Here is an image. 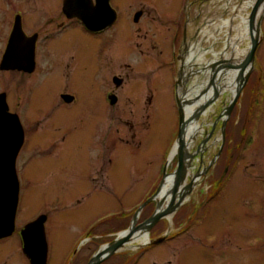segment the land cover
<instances>
[{"label": "rangeland", "instance_id": "374dc122", "mask_svg": "<svg viewBox=\"0 0 264 264\" xmlns=\"http://www.w3.org/2000/svg\"><path fill=\"white\" fill-rule=\"evenodd\" d=\"M128 1L120 0L122 15L126 14ZM186 1L191 9L190 30L194 31L198 25L203 31L213 32L214 26L220 25L222 19L232 17L231 7L251 0ZM198 1H202L203 14L197 23ZM176 2L159 0V11L172 12ZM247 14L250 16L251 9L247 10ZM239 21L237 18L235 24ZM148 34L151 46L154 33L150 31ZM219 37L205 36L203 43L206 47L214 45L216 52H220L225 48L227 35ZM260 39L253 68L249 70L248 80L227 120L224 136L222 122L219 121L213 137L209 139L211 141L203 144L204 148L192 162L191 175H195L201 167L208 169L197 183L195 192H198V197L204 196L212 183L215 188L210 190L205 205L187 203L170 220L158 222L149 233L150 240L166 229L170 230L174 239L163 245L149 243L143 247L134 254L138 264H264V13ZM60 40L62 43L59 46L68 55L63 66L66 73L62 76L57 69H53L47 74L27 77L29 117L45 109L59 88L69 87L71 91H77L78 102L66 112L82 113L85 122L74 132V143L65 153L67 158L59 161L55 170L51 161L56 157L50 158L48 164L43 163V167L37 161L40 159L35 158L32 175L41 177L43 182L38 201L47 200L46 195L53 197L56 193L61 194L60 198L70 197L67 189L77 187L79 177H86L85 168L95 159V151L103 147L106 151L103 170L107 181L102 190L89 188L83 205H55L50 208L55 220L46 228L50 264H67L80 256L84 248L81 250L82 244L77 245L78 241L88 236L87 231L96 226L97 221H104L106 217L108 223L117 215L131 217L156 194L180 127L177 96L181 95L179 90L182 89L178 86L179 64L173 62V66L166 64L162 67L156 60L154 72L149 76L154 79L155 98L147 121L148 132L142 130L144 120L141 117L119 120L109 110L107 114L105 112L102 88L105 83L99 71V43L77 29ZM178 48L179 44L176 53ZM191 83L189 79L187 85ZM231 97L229 92L222 93L209 114L199 120L202 129L190 153L196 152L202 140L207 139L210 124L228 105ZM53 113L50 116L58 119L60 113ZM45 128L48 129L36 134L35 142L39 140V135L50 136V126ZM170 163L169 173L174 170L176 161ZM55 174L59 178L54 180ZM155 209L156 206L149 202L141 212L140 221L150 217ZM101 213L103 219L98 217ZM24 216L30 218L33 213L28 212ZM187 223L190 227L179 234L180 228ZM88 224L90 226H86ZM51 256L54 257L52 261ZM119 260L120 257L114 254L99 264H116Z\"/></svg>", "mask_w": 264, "mask_h": 264}, {"label": "flooded vegetation", "instance_id": "af4514ba", "mask_svg": "<svg viewBox=\"0 0 264 264\" xmlns=\"http://www.w3.org/2000/svg\"><path fill=\"white\" fill-rule=\"evenodd\" d=\"M175 1L177 2L172 12L166 10L160 12L159 0H129L125 6L126 14L122 15L123 5L120 0H110L114 15L107 18V22L99 29L90 30L74 15L80 11L79 8L85 6L89 8L88 12H95L97 0H74L71 5L69 4L71 7L68 9L65 8L66 0H0V98L5 100L8 112L18 117L24 133L23 144L14 161V168L6 173L0 170V173H3L0 174V178L7 175L10 181L7 186L10 197H6L9 210L5 211V214H11V209L15 207L14 231L11 236L0 239V264H32L25 249L26 241L22 230L45 216L46 231L47 226L53 225L55 221L50 208L55 205V207L68 204L83 205V200L89 195L88 189L102 190L107 181V175L103 170V165L106 163V151L103 147L95 151V159L85 168L86 177H79L80 182L77 187L67 189L70 197L60 198L61 194L56 193L53 197L46 195L47 200L38 201L43 182L40 181L41 177L32 175L35 158L40 159L37 161H40V166L43 167V163L48 164L50 158L56 157L51 161L55 170L59 161L66 160L65 153H68L75 140L74 132L82 127L85 116L78 111L74 114L66 112L67 108L77 104L78 97L77 91L62 87L45 109H40L34 116L29 117L31 115L28 109L30 102L26 87L27 77L33 74H47L53 69H57L58 74L65 75L63 66L68 55L59 46V43H62L60 38L77 29L88 35L92 41L99 43V71L105 83L102 88L106 114L109 110L110 114L119 120L141 117L144 120L142 130L148 132L147 121L155 98L154 79L149 76L154 72L156 60L162 67L179 64L180 73L181 65L187 60L190 51L198 52L197 55L204 54L205 57L213 55L212 47H206L203 43L204 37L201 36L203 30L200 26L197 25L194 31L188 26L191 9L187 1ZM198 3V17L195 20L197 23L203 14L202 1ZM72 4L75 7L73 9ZM28 7L34 9L29 10ZM150 31L154 33L151 46L148 42ZM178 44L179 50L176 53ZM5 56H7V64L3 67ZM31 56H33L34 70L28 72ZM52 113H60L58 119L50 116ZM48 125L50 136L39 135V140L35 142L36 134L48 129L45 128ZM200 144L203 145V140ZM60 170L65 169L60 168ZM56 178H59L57 174L53 176L54 180ZM214 188L215 185L212 183L208 192L201 197H198V192L194 191L183 205L193 202L196 205H205L210 190ZM152 203L155 205V202ZM28 212H32L33 216L25 217L24 214ZM135 213L125 218L117 215L108 223L106 217L104 221H97L96 226H91V230L87 231L88 236L78 241L77 245L82 244L81 250L84 248V252L67 264H89L103 246L116 239L120 230L130 227ZM101 216L102 213L98 217L103 219ZM140 216L141 213L137 225L149 218L148 216L140 221ZM166 225L170 227L167 222ZM188 227H190L188 223L181 227L179 234L184 233ZM169 231L166 229L155 236V239L166 238L154 245L173 241L174 238H171ZM143 247L134 249L126 247L115 253L120 257L116 264H138L134 254ZM42 252L43 249L37 251L39 254ZM52 259L53 256L51 261ZM50 263L47 243L46 264ZM154 264L159 263L154 262Z\"/></svg>", "mask_w": 264, "mask_h": 264}, {"label": "water", "instance_id": "95a60500", "mask_svg": "<svg viewBox=\"0 0 264 264\" xmlns=\"http://www.w3.org/2000/svg\"><path fill=\"white\" fill-rule=\"evenodd\" d=\"M74 0H66L65 8L68 9L73 3ZM98 5L96 6L95 12H88L87 6L79 8L80 11L76 12L74 16L80 18L83 23L89 28L90 30H97L103 24L107 22V18H110L114 15L113 10L110 6V0H97ZM264 3V0H257L254 7L251 10L250 14V26L253 28L256 18L257 12L259 7ZM70 4V5H69ZM73 7L72 4V9ZM114 17V16H113ZM114 20V18H113ZM111 19V21H113ZM110 21V22H111ZM261 21L262 17L257 25V32L256 34L251 35V45L249 48L248 55L246 56L245 60L238 65L231 63V60L223 61L220 60L219 63L213 64L214 70L219 65V69L221 68H230L233 70L239 71L238 82L239 86L236 91V94L233 96L231 103L229 106L225 108L222 114L219 116L218 120H223V135L225 134V127L227 124V120L231 116V113L242 93V89L245 86V83L248 80V72L251 68H253V61L255 59L256 51L260 44V28H261ZM33 55V54H31ZM31 58L30 66H28L27 71L32 72L34 70V62L32 61L33 56ZM30 60V59H29ZM7 64V56L4 57L2 66H6ZM186 65L185 61L182 63L179 73V81L178 84L180 88L182 87V72L184 66ZM216 74V70L214 72V76ZM214 79V78H213ZM214 80L211 81L213 84ZM184 86V85H183ZM215 91L212 98L206 100L203 104L198 105L195 107L193 111L189 114L187 111V107L196 106V102L201 97L198 93H190L186 97L180 100L179 96L178 100V107L180 113V128L177 140L171 150L169 161L166 165V169L170 162L177 157L178 163L177 167L173 172L175 177L174 185L172 188V193L170 200L167 201V197L163 196L161 199V204L164 205L166 203L165 208H160V202L157 201V197L161 193V189L163 184L165 183L166 177L171 175L165 172L164 178L162 183L154 196H152L146 203L141 205L140 209L137 211L136 215L134 216L133 224L130 226L129 229L120 232L116 239L103 246L93 257L89 264H99L100 262L104 261L108 257L114 255L118 251L125 248L126 244H129L133 239L134 235L138 231H146L148 234L150 233L151 229L162 219L169 218L172 216L185 202V198L193 193V189L195 183L199 178L204 175V171L199 170L194 176L191 177L190 183L185 185L187 179L188 168L195 158L196 154L201 152L204 146H200L198 150L194 153H190L188 151V139H187V129L189 125L199 119L202 115L206 114L209 108L218 100L219 96L221 95L219 91L216 89V85H214ZM217 123L214 124L213 129L207 139L203 140V144H206L209 138L213 135L215 131V126ZM24 133L23 129L21 128V124L19 119L16 115L10 114L8 112V108L6 105L5 100L0 98V170L4 171L5 173L12 170L14 168V161L16 160L17 154L23 144ZM221 153V152H220ZM219 153V155H220ZM4 161V162H3ZM11 161V162H10ZM3 162V164H1ZM215 162V160L213 161ZM212 162V163H213ZM211 163V164H212ZM210 164V165H211ZM209 168V166H208ZM1 175L3 173H0ZM10 181L7 179V175H3L0 178V239L6 238L12 235L14 231V223H15V207L11 209V214L6 213L8 211L9 206L6 204V197H10L7 191V186ZM9 190V189H8ZM17 193V192H16ZM17 196V194H15ZM178 196V197H177ZM17 198V197H16ZM8 201V200H7ZM155 201L156 202V209L154 213L143 223L137 225L138 217L142 209L149 204V202ZM45 216L40 217L36 221L30 223L26 226L24 230H22V235L24 240L26 241L27 254L31 259L32 264H46L47 262V240H46V233H45ZM164 238H159L156 240H152L153 244L160 243L163 241ZM149 243H144L141 246L143 247L148 245ZM39 249H43L41 254L37 253Z\"/></svg>", "mask_w": 264, "mask_h": 264}, {"label": "bare ground", "instance_id": "6f19581e", "mask_svg": "<svg viewBox=\"0 0 264 264\" xmlns=\"http://www.w3.org/2000/svg\"><path fill=\"white\" fill-rule=\"evenodd\" d=\"M256 3V0L248 1L247 3H242L234 8L231 7L232 11V17L224 20L222 19V23L216 24L214 26L215 30L213 32L211 31H202L201 36H220V35H227V40L225 44V49L220 52L213 51L214 60L221 59L223 61H228V59L231 60V63L238 65L241 64L246 56L248 55L249 48L251 45V35L256 34L257 32V25L263 16L264 13V3L259 7L257 12V18L255 21V24L253 28L250 26V16L247 14V10H252ZM235 12V13H233ZM239 18V23L235 24L236 19ZM220 38V37H219ZM231 49V50H230ZM212 50V49H211ZM192 53V54H191ZM198 52L196 51H190L187 56L186 65L184 66L183 72H182V89L184 88L183 84L187 83L190 79L192 83L190 84V87H192L194 84L197 85L199 83L200 86V92L207 87V85L210 84L208 89L205 93L202 94V96L199 98V100L196 102V106L187 107V111L189 114L191 111L195 109L198 105L203 104L206 100L210 99V97L213 95L215 88L213 86L216 85V89L219 91L220 94L229 92L232 96L236 94V91L238 89L239 83H238V70H233L230 68H221L217 69L216 74L214 76V82L213 84L210 82L211 74H212V68L209 65V63L205 66L204 71H206V76L204 79V82L201 80L197 81L196 77H193L195 73V69L193 67L196 65H203V62L206 58H204L203 55H197ZM191 54V55H190ZM203 59V60H202ZM190 87H185L184 91L186 94L190 93L191 91L188 89ZM182 89L179 90V94L182 92ZM191 90H196L198 92V87L191 88ZM183 94V93H182ZM188 95H186L187 97ZM184 98V96H182ZM201 125L199 123V119H196V121L192 122L188 129H187V139H188V151L190 152L192 145L195 142V137L197 134L201 131ZM174 175H169L166 177L165 183L162 186L161 193L157 197V201L160 202V208H165L166 203L164 205L161 204V199L163 196L167 197V201L170 200L172 188L174 185ZM178 197V196H177ZM150 240V236L146 231H138L131 242L129 244H126L127 247L130 248H137L138 246L143 245L144 243H148ZM137 245V246H134Z\"/></svg>", "mask_w": 264, "mask_h": 264}, {"label": "trees", "instance_id": "16d2710c", "mask_svg": "<svg viewBox=\"0 0 264 264\" xmlns=\"http://www.w3.org/2000/svg\"><path fill=\"white\" fill-rule=\"evenodd\" d=\"M248 142L250 143V139H248ZM175 161L177 162V159H175ZM154 205V204H153Z\"/></svg>", "mask_w": 264, "mask_h": 264}]
</instances>
